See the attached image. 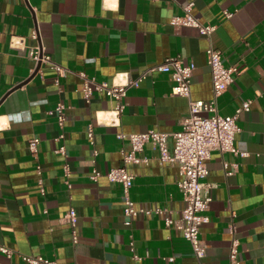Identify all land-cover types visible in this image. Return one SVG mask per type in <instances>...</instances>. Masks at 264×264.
<instances>
[{"label":"crops","instance_id":"crops-1","mask_svg":"<svg viewBox=\"0 0 264 264\" xmlns=\"http://www.w3.org/2000/svg\"><path fill=\"white\" fill-rule=\"evenodd\" d=\"M190 3L201 22L216 26L210 38L196 27L171 23ZM16 36L23 39L20 48L12 44ZM210 44L222 51L226 66L237 69L218 97L219 111L234 114L247 99L251 107L238 119L239 152L214 150L207 161V181L215 186L210 220L201 228L207 244L203 261L229 264L237 239L238 264H264V0H0V245L13 250L11 256L0 250V264H29L21 255H42L59 264H198L183 232L167 226L162 215L139 213L126 224L122 184L105 175L125 165L135 175L136 205L164 207L179 219L186 202L178 164L162 162L152 142L137 153L141 161L125 162L132 146L117 134L180 130L188 97L172 93L168 73L155 72L128 88L118 123L108 125L103 118L116 101L98 92L86 102L80 73L110 85L126 83L179 56L195 64L191 98L209 100ZM36 46L64 73L29 57ZM59 102L66 105L63 126L55 110ZM33 136L41 139L37 157L28 147ZM62 145L65 153L58 151ZM94 167L103 173L96 181L90 177ZM72 207L78 213L77 243L63 220Z\"/></svg>","mask_w":264,"mask_h":264},{"label":"built area","instance_id":"built-area-1","mask_svg":"<svg viewBox=\"0 0 264 264\" xmlns=\"http://www.w3.org/2000/svg\"><path fill=\"white\" fill-rule=\"evenodd\" d=\"M192 3L185 7V14L175 15L171 18V23L175 25H185L196 27L202 35L210 38L216 26L205 24L191 12ZM227 17H231L233 12L225 11ZM38 35L36 30H33V36ZM22 37H14L12 44L17 47H22ZM207 62L211 70L213 96L209 100L191 98L192 77L195 70V64L185 62L179 56H171L164 59L163 62L157 63L144 70L137 78H129L126 83L109 84L105 81H97L95 78L87 76L81 72L83 97L86 102H90L95 93H105L111 99L116 101L114 109L103 118V122L108 125H116L119 121L120 114L126 107L125 98L127 90L133 85L140 84L146 77L155 72L168 73L173 80L172 93L176 95L186 96L189 99V108L181 119V129L173 133L150 129L143 132L117 134L119 138H128L132 150L124 154V161H141L137 156L145 143L152 142L159 150V158L162 162H176L179 166V171L182 179L178 185L182 192L186 205L181 210L179 219L172 218L164 207L145 208L138 207L136 202L131 197V188L134 184L135 175L128 171L125 165L113 167L108 170L105 175L110 181L119 182L122 184L124 215L126 224L131 223V219L139 214H159L164 217L165 224L169 227H175L183 232L184 237L190 242L193 251L197 257L198 264H204L207 244L201 236L202 226L210 220L207 213L210 202L212 200L211 190L215 186L207 181L209 169L207 161L211 157L212 151L220 150L222 152L231 151L238 153L235 147V137L240 131L238 119L240 113L244 110H249L251 100L247 99L239 106L234 114H222L218 107V97L224 93L228 86L234 81L237 69L232 66H226L223 60L222 51L213 45H209L206 50ZM29 57L35 61L49 63L57 73L63 74L64 68L56 63L50 54L46 53L42 46L32 47L29 50ZM55 110L57 119L61 126L66 120V105L59 102ZM170 134L174 138V147L171 151L169 148ZM64 137L63 134L59 138ZM88 138L90 143H95V134L92 126L88 130ZM41 139L39 136H33L29 139L28 147L31 154L37 157L39 152V144ZM59 152L65 153L64 145L60 146ZM98 154V150L93 151V161ZM147 161L148 158H143ZM227 166V165H226ZM37 173L39 175L40 190L44 192L42 179V166L37 164ZM66 175H69V166L64 165ZM229 173V172H228ZM102 172L97 167H94L90 173L92 180L96 181L102 176ZM70 185V183L68 182ZM63 220L68 222L72 231V241H79L78 228V213L72 207L63 216ZM230 230L235 233L234 225H230ZM131 248L134 249V242L131 241ZM238 241L234 239L230 251V263L238 264ZM0 250L11 256L13 250L0 245ZM22 258L29 264H59L56 259L44 257L42 255H21ZM136 259L141 258L140 255L134 254ZM170 261L174 260L171 256Z\"/></svg>","mask_w":264,"mask_h":264},{"label":"water","instance_id":"water-1","mask_svg":"<svg viewBox=\"0 0 264 264\" xmlns=\"http://www.w3.org/2000/svg\"><path fill=\"white\" fill-rule=\"evenodd\" d=\"M39 65H40V63H39Z\"/></svg>","mask_w":264,"mask_h":264}]
</instances>
